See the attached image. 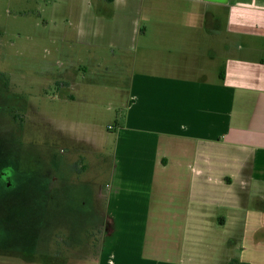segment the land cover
<instances>
[{"label": "crops", "instance_id": "crops-1", "mask_svg": "<svg viewBox=\"0 0 264 264\" xmlns=\"http://www.w3.org/2000/svg\"><path fill=\"white\" fill-rule=\"evenodd\" d=\"M67 1L76 45L130 61L103 205L79 231L97 237L43 222L0 264H264V0Z\"/></svg>", "mask_w": 264, "mask_h": 264}, {"label": "rangeland", "instance_id": "rangeland-1", "mask_svg": "<svg viewBox=\"0 0 264 264\" xmlns=\"http://www.w3.org/2000/svg\"><path fill=\"white\" fill-rule=\"evenodd\" d=\"M67 5L0 0V245L39 242L44 222L45 235L67 230L82 246L89 237L79 231L103 205L130 61L116 52L91 56L76 45L64 22ZM53 195L64 198L58 227Z\"/></svg>", "mask_w": 264, "mask_h": 264}, {"label": "trees", "instance_id": "trees-1", "mask_svg": "<svg viewBox=\"0 0 264 264\" xmlns=\"http://www.w3.org/2000/svg\"><path fill=\"white\" fill-rule=\"evenodd\" d=\"M109 2H111L112 0H108ZM228 264H244V263H241V262H238L236 260H232L231 262H229Z\"/></svg>", "mask_w": 264, "mask_h": 264}]
</instances>
